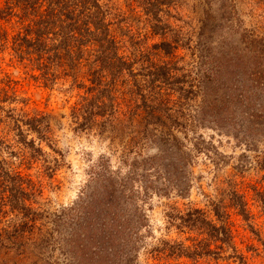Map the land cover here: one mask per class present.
I'll return each mask as SVG.
<instances>
[{
    "label": "rangeland",
    "instance_id": "1",
    "mask_svg": "<svg viewBox=\"0 0 264 264\" xmlns=\"http://www.w3.org/2000/svg\"><path fill=\"white\" fill-rule=\"evenodd\" d=\"M171 1L163 18L187 46L177 48L173 58L151 48L162 39L150 34L135 3L110 0L125 20L113 28L124 55L134 58V53L150 50L145 69L163 63L177 68L168 83L178 82L187 93L163 90L156 98L174 113L178 128L170 132L157 129L141 137L140 119L122 118L125 107L103 129L95 125L75 131L70 112L83 91L63 77L44 87L26 65L0 48V88L23 102L17 109L50 116L51 143L59 153L45 148L46 164L56 167L51 177L39 163L19 168L34 183L31 207L38 217L32 232L18 240L19 250L0 247V264H98L92 243L83 236L91 230L84 223L80 227L85 210L78 215L76 209L96 206L111 172L116 179L130 177L122 212L132 221L115 264H123L126 255L131 264H264V129L252 127L239 104L211 115L212 110L204 105L202 109V85L209 90L214 81L200 78L195 48L201 20L209 11L221 24L212 35V49L222 50L220 62L228 64L221 66L215 80L219 76L243 88L252 105L264 109V79L258 83L247 71L264 72V61L260 67L251 63L261 59L256 54L258 46H264V0ZM246 45L250 52L243 50ZM238 56L245 64L234 67L229 58ZM140 65L141 61L135 68ZM167 88L171 85L163 89ZM165 213L175 216L172 226ZM187 215L191 221L186 224ZM19 224L16 218L0 216V230ZM161 241L178 245L179 251L172 257L153 251L160 249Z\"/></svg>",
    "mask_w": 264,
    "mask_h": 264
},
{
    "label": "trees",
    "instance_id": "2",
    "mask_svg": "<svg viewBox=\"0 0 264 264\" xmlns=\"http://www.w3.org/2000/svg\"><path fill=\"white\" fill-rule=\"evenodd\" d=\"M130 2L135 3L141 11L150 34L162 39L151 48L160 50L164 57L173 58L177 48L187 47L185 41L181 42L177 31L163 18L167 13L164 9L172 4L171 0ZM122 15L118 14L110 0H0V48L1 51L10 52V58L17 63L26 65L31 77L44 87L52 86L63 77L70 81V86L76 84L77 90L83 91L70 112L75 131H89L95 125H99L100 129L105 128L106 124H112L122 107H125L123 113L120 112L122 118L140 119L141 137L157 133V129L169 132L177 129L174 113L156 100L163 90L187 93L178 82L168 83V79L173 80L172 73L177 68L163 63L153 67L150 65L146 71L143 61L149 63L151 60L150 50L134 53V58L124 55L122 42L113 29L115 25L120 27L124 23ZM111 17L117 20L113 22ZM220 28V20L216 22L208 11L201 20L196 36L200 78L214 81L209 90L203 89L202 85V109L203 105L206 106L213 111L211 115L227 108V105L239 104L247 122L252 127L264 129V109L252 105L243 88L240 90L237 85L229 84L228 80L219 76L218 80L214 78L219 75L223 64L228 65L220 62L222 60L218 54H223L222 50L214 52L212 49V35ZM166 35L169 39L165 38ZM262 48L258 46L259 53L256 54L257 59L261 58L258 60L261 63L251 62L252 65H263ZM248 49L246 45L243 50ZM229 59L234 67L245 64L239 61L242 60L240 56ZM139 61L141 65L135 68ZM144 71L146 74H143ZM247 71L251 79L258 83L263 81L261 68H247ZM169 85L171 88L163 89ZM118 96L122 103H119ZM18 103L23 102L14 92L0 88V216L20 221L17 226L0 230V247L14 250L22 247L21 243L17 244L18 240L24 238L25 233L32 232L38 217L37 211L31 207L36 197L34 183L22 175L19 168L39 163L44 173L51 177L56 167L46 164L45 148L58 153L51 143L50 116L44 113L30 115L23 109H17ZM122 178L116 179L112 172L109 173L104 179L105 185L101 186L102 194L95 195L96 206L81 205L78 207L80 210L76 209L78 215L85 210L80 218V227L84 223V227L91 230L88 231L89 236L85 231L83 236L92 243L91 249L97 255L98 264H115V255L123 254L125 230L128 224L132 225V221L122 212L126 201V181L130 177ZM165 217L168 225L172 226L175 216L165 213ZM189 221L187 215L183 222L187 224ZM200 223L204 222L201 220ZM6 242H10L9 246ZM160 244V249L153 251L166 253L167 257L179 251L178 245L172 242L161 241ZM118 247H121L120 250H117ZM180 253L190 258V254ZM123 264H131L127 255Z\"/></svg>",
    "mask_w": 264,
    "mask_h": 264
}]
</instances>
